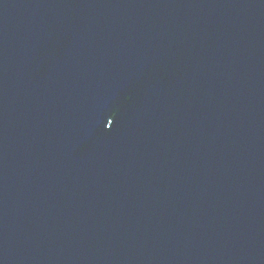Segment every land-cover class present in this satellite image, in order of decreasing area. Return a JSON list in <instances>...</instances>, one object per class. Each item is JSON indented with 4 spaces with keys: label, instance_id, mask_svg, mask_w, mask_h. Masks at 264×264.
<instances>
[{
    "label": "water",
    "instance_id": "1",
    "mask_svg": "<svg viewBox=\"0 0 264 264\" xmlns=\"http://www.w3.org/2000/svg\"><path fill=\"white\" fill-rule=\"evenodd\" d=\"M0 264H264V0H0Z\"/></svg>",
    "mask_w": 264,
    "mask_h": 264
}]
</instances>
